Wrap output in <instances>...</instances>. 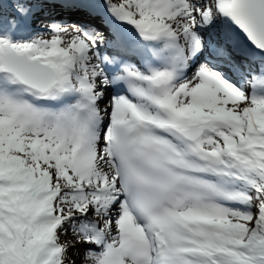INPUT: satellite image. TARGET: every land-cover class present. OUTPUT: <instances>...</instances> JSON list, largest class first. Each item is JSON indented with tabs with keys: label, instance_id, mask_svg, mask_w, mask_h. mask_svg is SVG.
<instances>
[{
	"label": "snow or ice",
	"instance_id": "snow-or-ice-1",
	"mask_svg": "<svg viewBox=\"0 0 264 264\" xmlns=\"http://www.w3.org/2000/svg\"><path fill=\"white\" fill-rule=\"evenodd\" d=\"M69 249L264 264V0H0V264Z\"/></svg>",
	"mask_w": 264,
	"mask_h": 264
},
{
	"label": "rangeland",
	"instance_id": "rangeland-1",
	"mask_svg": "<svg viewBox=\"0 0 264 264\" xmlns=\"http://www.w3.org/2000/svg\"><path fill=\"white\" fill-rule=\"evenodd\" d=\"M61 240H62V242H65V241L71 242V241L74 240V237L69 233L66 236H62ZM78 247H79L80 252H81V255H82L83 254V251H84V247H86V246H78ZM74 251H75V249H69L68 257L70 259H75L76 264H82V261H81V259L79 257L73 256V252Z\"/></svg>",
	"mask_w": 264,
	"mask_h": 264
},
{
	"label": "bare ground",
	"instance_id": "bare-ground-1",
	"mask_svg": "<svg viewBox=\"0 0 264 264\" xmlns=\"http://www.w3.org/2000/svg\"><path fill=\"white\" fill-rule=\"evenodd\" d=\"M250 94V93H249Z\"/></svg>",
	"mask_w": 264,
	"mask_h": 264
}]
</instances>
